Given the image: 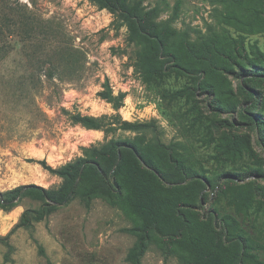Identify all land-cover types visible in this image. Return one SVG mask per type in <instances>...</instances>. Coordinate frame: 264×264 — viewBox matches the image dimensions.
Instances as JSON below:
<instances>
[{"label":"rangeland","instance_id":"1","mask_svg":"<svg viewBox=\"0 0 264 264\" xmlns=\"http://www.w3.org/2000/svg\"><path fill=\"white\" fill-rule=\"evenodd\" d=\"M135 1L163 41L151 63L142 55L154 45L120 13L87 0H0V191L55 188L61 180L31 160L58 168L82 148L137 136L86 130L63 109L118 115L140 125L138 134L164 149L172 165L195 172L152 192L160 230L153 222L144 232L140 264H226L237 256L235 242L241 264H264V0ZM207 54L227 55L228 69L205 78L198 58ZM105 78L113 95H124L117 113L97 96ZM204 82L215 92L204 91ZM240 84L252 99L239 94ZM234 189L249 191L246 208L233 202ZM111 202L80 191L43 221L16 230L11 250L0 241V264H129L136 238L128 230L139 218ZM37 207L23 199L0 211V236Z\"/></svg>","mask_w":264,"mask_h":264},{"label":"trees","instance_id":"2","mask_svg":"<svg viewBox=\"0 0 264 264\" xmlns=\"http://www.w3.org/2000/svg\"><path fill=\"white\" fill-rule=\"evenodd\" d=\"M87 1L96 5L99 9H106L111 14L120 13L129 25L133 26L138 32L143 33L144 39L151 41L154 46L151 53L142 55V59L151 63L152 55L155 56L158 53L157 51H159L163 41L157 40L159 33L155 30L154 25L147 22L143 17L145 15H142L140 2L135 0ZM174 55L175 62L181 65V58H178L176 54ZM192 56L196 58V54ZM198 59L204 65L205 78H210L211 75L215 77L220 71L228 69L229 57L227 55L220 58L207 54L200 56ZM148 63L147 65H150ZM153 71L158 70L154 68ZM189 71H192V68H189ZM52 77L53 72L50 71L48 78L51 79ZM202 87L204 91L215 92L216 90L215 85L206 82L202 84ZM101 88L102 90L97 92V96L110 104L112 110L117 113L122 106L124 95L122 93L113 95L107 78H105ZM238 92L240 95L253 98L252 93L246 91L241 84L238 86ZM218 102L220 100L215 97L211 102V106L217 107ZM62 113L72 124L79 125L86 130L108 133L136 130L137 136L132 140H110L99 147L82 148L80 157L58 168L48 166L44 160H31L48 173L59 178L61 183L52 189L28 184L0 191V211L6 213L16 208L23 199L38 203L37 208L24 210L9 232L5 236H0V241H6L7 249L11 250L12 248L7 242L16 230L43 221L58 207L79 195L81 191L85 197L115 199L116 202H111L113 207H117L126 217H131L133 220L139 218V224L136 223L134 229L128 230L136 240L128 251L125 261L129 264H140V257L144 249L143 242L146 237L144 232L151 227L153 222L156 223L152 192L161 190L162 185L174 187L184 183L189 178L193 179L195 172L182 162L175 166L172 165V161H169L170 156L166 154L164 149H159L157 143L146 140L143 133L138 134L140 131L136 127L141 128L140 125L121 121L117 119L118 115L109 118L107 116L93 117L82 115L79 112L71 113L64 109ZM106 119L108 120L106 121ZM257 125H259L258 122ZM239 144L241 145L242 142ZM193 181L195 182V180ZM196 185L202 186L199 181H196ZM124 188L127 189L125 194L122 192ZM231 194L233 202L238 208L244 209L249 205V191L234 189ZM156 229L160 230L157 223ZM232 246L231 250L237 256L230 257L226 264H241L242 260L239 259L238 251L241 252L242 245L235 242ZM39 253H42L41 249ZM252 262H255V260H252Z\"/></svg>","mask_w":264,"mask_h":264}]
</instances>
